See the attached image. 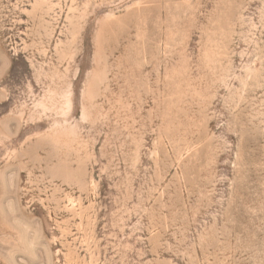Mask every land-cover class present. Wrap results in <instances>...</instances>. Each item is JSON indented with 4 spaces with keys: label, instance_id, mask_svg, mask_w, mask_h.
Returning <instances> with one entry per match:
<instances>
[{
    "label": "rangeland",
    "instance_id": "rangeland-1",
    "mask_svg": "<svg viewBox=\"0 0 264 264\" xmlns=\"http://www.w3.org/2000/svg\"><path fill=\"white\" fill-rule=\"evenodd\" d=\"M0 264H264V0H0Z\"/></svg>",
    "mask_w": 264,
    "mask_h": 264
}]
</instances>
